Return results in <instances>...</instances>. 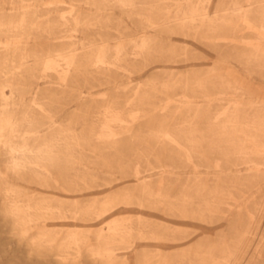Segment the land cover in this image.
I'll list each match as a JSON object with an SVG mask.
<instances>
[{
	"label": "rangeland",
	"instance_id": "374dc122",
	"mask_svg": "<svg viewBox=\"0 0 264 264\" xmlns=\"http://www.w3.org/2000/svg\"><path fill=\"white\" fill-rule=\"evenodd\" d=\"M0 1L4 13L34 10L42 20L80 16L95 23L85 31L57 32L54 41L45 34L33 42L43 59L70 47L79 48L72 53L77 58L69 60L70 69L53 64L23 74L31 87L18 93L29 104H43L41 110L33 107L38 117L30 145L35 152L45 149L59 129L73 128L82 135L91 127L108 128L112 136L85 135V142L74 147L60 136L52 162L34 167L50 182L28 185L32 194L58 197L70 215L95 205L102 214L92 221V247H98V231L118 221L163 239H136L130 264H143L144 252L154 254L158 248L187 252L180 264H202L198 254L234 250L244 232L240 257H232L230 264H264V149L245 136L251 131L246 125L264 115L262 0H225L220 17L229 23L210 29L204 24L197 33L179 36L170 28L140 25L101 2ZM134 1L160 14L188 7L179 9L174 2L180 0ZM233 4L240 14H231ZM215 11L212 7L211 16ZM119 17L126 24H119ZM92 50L108 66L97 68L91 60L98 57L83 56ZM235 114L238 119L227 122ZM100 115L108 120H98ZM4 160L0 156V165ZM90 259L86 248L82 264H107ZM0 264H42L17 243L1 216Z\"/></svg>",
	"mask_w": 264,
	"mask_h": 264
},
{
	"label": "bare ground",
	"instance_id": "6f19581e",
	"mask_svg": "<svg viewBox=\"0 0 264 264\" xmlns=\"http://www.w3.org/2000/svg\"><path fill=\"white\" fill-rule=\"evenodd\" d=\"M224 1L200 0L195 3L192 0L176 1L174 3L179 9L188 5L186 10L181 9L176 14H160L150 5L140 6L134 0H89L87 2L93 6L100 2L102 5L116 6L120 10V14L136 18L140 25L153 29L170 28L179 36L197 33L200 26L204 24H206L207 29H210L217 24L223 26L229 23L230 19L220 17V12L224 10ZM262 3H264V0H262ZM41 5L45 6L44 4ZM233 6L231 14H240L241 10L238 8V4H233ZM212 7L216 9L213 16L210 12ZM118 23L122 26L126 24L120 17ZM94 24L86 22L80 16L63 17L62 21L56 22L52 21L51 17L42 20L34 10H24L20 13L0 12V154L5 155V160L0 165V216L7 223L9 232L17 239V243L23 245L29 256L34 257L38 260V263L42 264H46L48 260H53L56 264H82L83 252L86 248L89 257L95 261L104 259L107 264H114L117 261L127 264L130 261L129 257L136 250L137 245L134 243L136 239H151L156 242L163 240L155 234L137 233L128 226L127 222L120 223L118 221L113 225L106 226V228H101L97 233L98 247H92L90 244L93 234L92 221L94 217H99L102 214L101 211L95 208V205L86 206L70 215L61 201L57 199L58 197L44 194L34 195L27 188L30 184H48L50 182L35 171L34 167L39 163L52 162L51 156L56 153L54 144L60 140V136L66 138L70 147L79 146L82 142H85V135L112 136V131L108 128L97 130L91 127L82 135L77 134L73 128L59 129L58 133L52 135L45 149L43 148L39 152L36 151V153L32 148L33 146L30 145V139L36 136L31 127L38 117L33 107L41 110L43 104L34 99L33 103L29 104L18 93L19 89L25 90L31 87L30 82L23 78V74H34L40 68L50 69L53 64L70 69L72 64L69 60L77 58V55L73 56L72 53L79 48L70 47L54 50L49 53L48 58L43 59L37 56L36 43L33 42L39 38H44L42 36L45 34L47 39L54 41L55 36L58 35L57 32L61 34L77 29L85 31ZM261 24L264 25V18H262ZM119 33L121 34V32ZM81 46L82 49L87 47L84 44ZM91 46L99 45H90L89 47ZM94 53L93 50L86 51L83 56H92L93 58ZM96 57L99 58L98 55ZM34 58H36V63L31 66L30 60ZM91 63L97 68H100L101 65H107L106 60L102 58H99L96 62L91 60ZM18 76L21 79L23 78L20 83L17 81V79H20ZM20 106H23L21 116H16L15 112L19 110ZM238 116V114H235L226 120L233 123L238 119ZM98 120H108V118L100 115ZM222 126V130H224L226 123ZM246 127L249 130L251 129L249 133L245 134L246 138L264 149V140L262 139L264 136V115L253 119ZM72 220H75L76 223L80 221L83 225H70L69 222H72ZM246 233L242 234L234 250L225 248L219 256L212 250L198 254L203 255L199 259L200 263L230 264L232 257H240L241 253H239L238 247H240ZM156 250L154 254L144 252L143 264H180L186 261L188 255L185 251L171 252L159 248Z\"/></svg>",
	"mask_w": 264,
	"mask_h": 264
}]
</instances>
